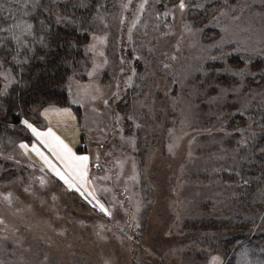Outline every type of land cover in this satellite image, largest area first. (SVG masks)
Listing matches in <instances>:
<instances>
[{
    "label": "rangeland",
    "instance_id": "obj_1",
    "mask_svg": "<svg viewBox=\"0 0 264 264\" xmlns=\"http://www.w3.org/2000/svg\"><path fill=\"white\" fill-rule=\"evenodd\" d=\"M122 2L104 0L107 14L103 21H93L92 8H81L88 10L80 17L86 23L77 21L76 25L81 32H87L88 41L83 44L81 68L77 66L76 74L71 73L64 84L68 108L77 119L72 122L65 114L53 113L48 124L53 131L58 125H74L64 130V140L74 151L80 147L78 153L87 151L92 155L86 188L94 191L111 215L103 211L104 216H97L99 206L67 189L46 168L41 171L44 166L39 157L31 148L26 151L20 147L27 139L23 133L3 132L0 264H205L208 252L224 253L227 261L237 259V264H243L240 252L234 254L225 246L229 237L227 222L235 224L242 217L251 220L255 214L250 208L238 207L229 173L240 168L224 152L235 148L239 139L234 131L239 126L234 116L240 101L231 92L218 98L216 85L221 84V79L214 70L223 61L211 59L220 56L216 42L226 35L220 30L224 22L218 26L213 16L224 9L225 2L235 6L238 0H207V11L194 8L184 20L177 16L173 21L169 17V27L161 29L167 35L153 32L152 9L144 13L141 22L148 26L146 39L155 42L159 36L158 47L176 59L167 74L158 73L155 77L159 84L154 89L155 102L151 113L147 108L139 109L141 118L136 123L140 128H134L132 121L126 119L117 122L116 114H131L133 101L143 100V95L135 96L129 90L119 102L110 100V107H105L102 99L91 98L97 87L108 98L115 83H122L117 71L118 57L131 59L133 65L139 64L138 71H143L142 62L133 58L139 53L132 54V46L126 43L128 21L121 39L117 20L113 19ZM236 14L240 15L239 20L227 22V36L231 39L226 41L224 51L232 53L227 60L234 67L244 68L251 57L241 91L248 94L255 106L262 97L253 93L261 91L264 85L257 82L248 86L247 79L256 77L257 73L250 69L264 59L259 51L264 48V20L247 11ZM124 15L130 17V11ZM185 22L192 25L194 33L185 31ZM133 38L140 37L134 32ZM237 40L246 42L240 45L238 54L234 51ZM90 46L94 47L90 50ZM58 52L62 59L74 63V56ZM232 57L237 60L232 61ZM93 60L103 64V68L89 76ZM48 67L47 73H43L46 81L58 82V77L52 76L57 71L54 64L49 63ZM69 77L71 94L67 89ZM173 80L176 83H171ZM55 85H49L48 90L58 89ZM170 97L175 98L174 105ZM73 99L78 103H70ZM222 125L231 135L224 136L220 131ZM248 126L249 122L245 128ZM121 129L125 137L135 133V148L121 139ZM170 145H174L171 151ZM97 162L99 168L95 166ZM255 224L248 231L255 230Z\"/></svg>",
    "mask_w": 264,
    "mask_h": 264
},
{
    "label": "snow or ice",
    "instance_id": "obj_2",
    "mask_svg": "<svg viewBox=\"0 0 264 264\" xmlns=\"http://www.w3.org/2000/svg\"><path fill=\"white\" fill-rule=\"evenodd\" d=\"M15 3L19 6V10L25 17L31 16L34 19V22H29L28 20L10 15L0 22V33L7 34L6 36L0 37V39L5 41L11 40L15 45L14 49H7V51L13 52L12 60L8 63H14L20 66V73L23 72V65L28 64L32 59L38 58L41 61L46 59L47 53L44 52L40 54L37 48L44 50L50 49L51 47L50 37L54 34L52 33L50 24L46 23L44 18H41V13L48 14L47 19H52L53 7H63L65 14L62 15L60 12L54 13L56 24H76L77 21L81 24L86 23V21H83L81 18H70L66 14L67 5L58 3L57 0H53L52 3H45L44 0H15ZM206 3L207 0H168V2H165V0H151V2L150 0H139V3L133 4L132 0H123L119 5V14L114 16L113 19L117 20L116 26L122 33L121 39H123V34H125V21H128L126 26V43L132 46V54L139 53L134 55L133 58L135 61L142 62L143 71H138L139 64L133 65L131 59L125 56L118 57L119 65L117 71L120 73L122 83L120 80L115 83V90L111 91V95L108 98H104L106 95L104 90L99 87L95 88L91 95L92 100L98 98L102 99L103 105L105 107H110V100L112 103L119 102L129 90H132L135 96L143 95V100L133 101L132 107L134 111L131 114L125 113L123 116L116 114L117 122L126 119L132 121V126L134 128H140L141 125L136 123V121L141 118L139 109L147 108L148 113H151L152 105L155 102L153 99L154 89H158L159 87L155 77L158 73L167 74L171 62L176 59L174 55L166 53L158 47L159 36L155 37V42L146 39L148 36V26L146 23L141 22V17L146 11L152 9L155 20L153 32L167 35V33L162 32L161 29L162 27H169V17L173 21L177 16H179L181 20H184L185 15L190 13L194 8L207 11ZM3 7L4 5H0V9ZM8 7L11 9L12 5H8ZM72 7H91L95 11V16L92 18L93 21H103L107 14V7L104 0H95L94 3L92 0H88L87 3L85 0H79V2L73 4ZM158 7H162L163 11L158 10ZM102 9L104 10L103 12L101 11ZM125 11H130V17L124 15ZM245 11L249 12L250 16H258L261 20H264V0H259V3H257V0H238L235 6L225 2L224 9L219 10L218 14L213 16V21L218 26H221L222 21L224 22L220 30L226 35L222 36L220 41L216 42V47L220 51V56L211 57L213 60L219 59L223 61L221 67L214 70L218 72L221 79V84L216 85L220 92L218 98L223 99L231 92L240 101V107L235 109L236 114L242 115L244 113H249L246 117L249 126L247 128L237 127L234 129L235 132L239 133L236 147L230 151L224 150L226 155H231L234 163L238 165L240 169L256 163L255 141L257 139V133L253 130L252 124H258L261 129H264V88L259 92L253 93L254 95L262 97L257 105L261 110L259 121H256L249 112L252 104L248 99V94H242L241 91L245 87V77L249 74L247 64L251 62V57L245 62L244 68L234 67L229 64L227 60V57L232 55V53L224 51L226 41L231 39V37L227 36L229 32L227 22L239 20L240 15L236 13L243 14ZM184 29L192 33L195 31L192 25L187 22L184 23ZM134 32L137 33L140 38L134 40ZM93 39H96V37H93ZM242 43L246 42L240 40L236 41L237 48L234 49V51L237 54ZM71 46L75 47V45ZM3 47H5V45L0 43V48ZM91 47L94 46H90V50ZM253 51H255V49H253ZM259 51L261 55H264V48H261ZM64 62L69 64L71 68V62L69 60H65ZM104 63H107V61L105 60ZM102 68L103 64L93 60L92 70L89 72V76L93 73H98ZM72 71L73 75H75L76 69L72 68ZM0 78L6 81L5 86L0 88V111L5 113L11 112L13 117L18 121V126L31 133V138L22 141L20 147L26 151L31 148L32 152L39 157L44 166L41 168V171H44L46 168L53 178L62 182L63 186H66L67 189L71 191H75L85 200H88L90 204H93V206H99L105 214L110 216L111 213L100 203L94 191L86 188L93 160L92 155L87 151L84 153L74 151L69 144L56 136L52 128L48 126L50 123L49 117L53 113L65 114L70 117L72 122L76 121V115L70 108L58 106L60 103L59 101L53 102L47 99H30L17 94L12 86L15 85L16 88L22 90L27 87V82L24 81L22 74L14 75L11 68H6L3 59H0ZM261 79H264V73L261 74ZM136 81H138V83ZM171 83H176V81L173 80ZM71 84L72 77H69L67 85L69 94H71ZM136 89L140 91H136ZM145 89H147V91H145ZM164 95L167 96L168 92L165 91ZM170 99L174 105L175 98L170 97ZM70 103L75 104L78 103V101L73 99ZM65 126L67 127L68 125L66 124ZM12 127L15 128L17 125H12ZM76 131L79 132L80 129L77 128ZM220 131L224 133L225 137L231 135L223 125ZM33 138L35 143L32 142ZM121 139L135 148L136 135L134 132L125 137L123 135V129H121ZM97 143L99 144V141H97ZM172 147H174V145L169 146L170 151ZM259 152L261 154V182L255 183L251 181L242 171H236V176L239 178L237 182L238 188L241 190L247 189V194L249 195L255 193L250 203L259 204V211L251 218V222L255 224L256 217H258L261 226H264V147H261ZM96 160H99L98 154L96 155ZM95 166L97 168L100 167L98 162ZM254 183L255 187L252 186ZM132 219L134 220L135 217L133 216ZM215 251L216 250L213 249V252ZM240 255L243 264H264V257L250 259L251 251L248 248L242 249ZM205 264H227L225 254L219 252L213 254L212 252H208L206 253Z\"/></svg>",
    "mask_w": 264,
    "mask_h": 264
},
{
    "label": "trees",
    "instance_id": "obj_3",
    "mask_svg": "<svg viewBox=\"0 0 264 264\" xmlns=\"http://www.w3.org/2000/svg\"><path fill=\"white\" fill-rule=\"evenodd\" d=\"M45 3H52L53 0H44ZM58 3L67 5V15L70 18H80L81 15L85 16L88 10H82L79 7H72L73 4L79 2V0H57ZM94 2V1H93ZM0 5H4L2 9H0V22L3 21L5 17L8 16H16L20 19L28 20L29 22H34L33 17L27 16L25 17L23 13L19 10V6L16 5L15 0H0ZM8 5H12L11 9H9ZM91 9V7H89ZM90 11V10H89ZM60 12L62 15L65 14L63 7H53V15L52 19H47V15L45 13H41V18L45 19V22L50 24L52 35L50 37L51 40V47L50 49L41 50L37 48V51L40 54L44 52L47 53L46 59L41 61L38 58L32 59L28 64L23 65V72L20 73V66L14 63H8L12 60L13 52L7 51V49L12 48L14 49L15 45L14 42L11 40H2L0 39V43L4 44L5 47L0 48V59L5 61V67L11 68L13 74H22L24 81L27 82V87L24 89H18L15 85H13V89L19 95H23L25 98L30 99H47L53 102L59 101L60 107H70L68 103L67 92L64 88V84L66 79L72 71V67L81 68V61L83 58V44L88 41L87 32H81L76 24L73 23H62L56 24L54 19V13ZM83 13V14H82ZM5 33H0V37L6 36ZM71 45H75L71 47ZM61 50L64 52V55H71L75 57L74 63H71V68L69 64H66L64 59H62L58 55V51ZM56 54V55H55ZM232 61L237 60V57H232ZM52 62V63H51ZM54 64V70H57L54 75L58 77L59 81L54 83H49L46 81V78L43 76V73H47L48 64ZM261 67V68H260ZM260 68V69H259ZM264 59H260L256 61L253 65V69H250L251 72H256V77L248 78L247 85L250 86L251 84H255L257 82H261L264 85V79H261V74L264 73ZM258 70H261V73L258 74ZM53 71V69L51 70ZM49 75V74H48ZM6 84V81L3 78H0V88H3ZM56 84L55 86L58 88L55 91L48 90L49 85ZM56 93V94H55ZM258 105V104H256ZM252 106L250 109V114L255 118L256 121L260 120L261 110L257 106ZM73 111L77 114L79 113L75 108L71 107ZM247 116L236 114L234 116L235 123H238L239 128H245V125L248 123L246 120ZM234 121L232 123H234ZM12 125H17V127H12ZM43 127V125H42ZM253 130L257 133V139L255 141V148H256V163L252 165L245 166L243 169H239L242 171L244 175H246L251 181L255 183L261 182L262 172H261V154L259 149L264 147V129H261L258 124H252ZM0 134L3 132L6 134H13L14 132L20 131L23 133L28 140L31 138L30 132L23 130L18 126V121L13 117L11 112L5 113L0 111ZM239 137V133L237 134ZM34 138L32 139V142ZM80 150V147L77 151ZM231 175L229 180L234 184V190L238 197V207L241 206L250 208L253 210L254 213L259 211V204H251L252 197L255 193L249 195L247 194V189L241 190L237 187L238 177L236 176V171H231L229 173ZM255 183L252 185L255 187ZM257 228L252 231H248L254 223L251 220L246 219V217H242L235 224L232 222H227L228 230H229V237L225 240L227 247H230L231 250H234V254L238 251L241 252L242 249L248 248L251 251L250 259H257L260 257H264V226H261L260 220L258 217ZM239 254V253H238ZM236 259V256L233 255ZM227 264H237L236 261H227ZM242 262V259H241Z\"/></svg>",
    "mask_w": 264,
    "mask_h": 264
},
{
    "label": "crops",
    "instance_id": "obj_4",
    "mask_svg": "<svg viewBox=\"0 0 264 264\" xmlns=\"http://www.w3.org/2000/svg\"><path fill=\"white\" fill-rule=\"evenodd\" d=\"M72 126H74V125H73V124H70V125H68L67 127H66V126H63V125H58L57 129H56L55 131H53V133H54L56 136L60 137V139L64 140V138H66V137L64 136V130H66L67 128H70V127H72ZM66 131H67V130H66ZM64 142H65V140H64ZM65 143H67V142H65ZM67 144H68V143H67Z\"/></svg>",
    "mask_w": 264,
    "mask_h": 264
},
{
    "label": "built area",
    "instance_id": "obj_5",
    "mask_svg": "<svg viewBox=\"0 0 264 264\" xmlns=\"http://www.w3.org/2000/svg\"><path fill=\"white\" fill-rule=\"evenodd\" d=\"M98 214H99V215H103V213H102L101 211H98Z\"/></svg>",
    "mask_w": 264,
    "mask_h": 264
}]
</instances>
